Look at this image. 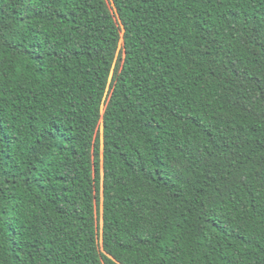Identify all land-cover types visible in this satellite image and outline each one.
<instances>
[{
	"label": "trees",
	"instance_id": "1",
	"mask_svg": "<svg viewBox=\"0 0 264 264\" xmlns=\"http://www.w3.org/2000/svg\"><path fill=\"white\" fill-rule=\"evenodd\" d=\"M0 264H264V0H0Z\"/></svg>",
	"mask_w": 264,
	"mask_h": 264
}]
</instances>
